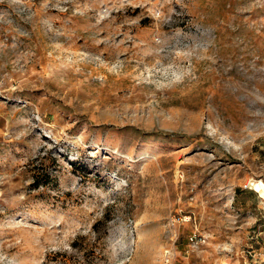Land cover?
<instances>
[{
	"label": "rangeland",
	"instance_id": "1",
	"mask_svg": "<svg viewBox=\"0 0 264 264\" xmlns=\"http://www.w3.org/2000/svg\"><path fill=\"white\" fill-rule=\"evenodd\" d=\"M251 183L264 0H0V264H264Z\"/></svg>",
	"mask_w": 264,
	"mask_h": 264
},
{
	"label": "built area",
	"instance_id": "2",
	"mask_svg": "<svg viewBox=\"0 0 264 264\" xmlns=\"http://www.w3.org/2000/svg\"><path fill=\"white\" fill-rule=\"evenodd\" d=\"M188 240L192 245H198L201 241L200 238H198L195 234L189 236Z\"/></svg>",
	"mask_w": 264,
	"mask_h": 264
},
{
	"label": "bare ground",
	"instance_id": "3",
	"mask_svg": "<svg viewBox=\"0 0 264 264\" xmlns=\"http://www.w3.org/2000/svg\"><path fill=\"white\" fill-rule=\"evenodd\" d=\"M251 185L256 190H260L261 187L264 188V184H262V183H251Z\"/></svg>",
	"mask_w": 264,
	"mask_h": 264
}]
</instances>
